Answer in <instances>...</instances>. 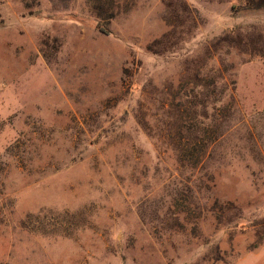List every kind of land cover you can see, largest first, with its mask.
Returning <instances> with one entry per match:
<instances>
[{
	"label": "rangeland",
	"instance_id": "374dc122",
	"mask_svg": "<svg viewBox=\"0 0 264 264\" xmlns=\"http://www.w3.org/2000/svg\"><path fill=\"white\" fill-rule=\"evenodd\" d=\"M0 264H264V8L0 0Z\"/></svg>",
	"mask_w": 264,
	"mask_h": 264
},
{
	"label": "trees",
	"instance_id": "16d2710c",
	"mask_svg": "<svg viewBox=\"0 0 264 264\" xmlns=\"http://www.w3.org/2000/svg\"><path fill=\"white\" fill-rule=\"evenodd\" d=\"M243 4L246 8H249V9H261V8H264V0H243ZM95 9H101L97 4L94 5ZM101 31L103 32H106L105 30H103L102 28H100ZM225 40V41H232L230 38H228V36H225L224 38H222V40ZM167 40H163V39H160V40H157L156 42H154L153 44H151L148 49L152 52H157V50H154L153 47H161V46H166L167 44ZM159 51V50H158ZM161 52H163V50H160Z\"/></svg>",
	"mask_w": 264,
	"mask_h": 264
}]
</instances>
